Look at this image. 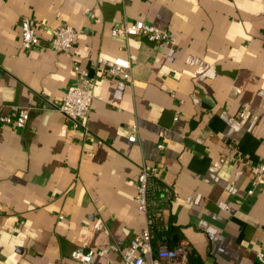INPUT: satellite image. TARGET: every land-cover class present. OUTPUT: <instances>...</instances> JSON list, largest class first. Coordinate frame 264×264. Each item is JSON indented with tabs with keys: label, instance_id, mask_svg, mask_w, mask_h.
I'll return each instance as SVG.
<instances>
[{
	"label": "crops",
	"instance_id": "obj_1",
	"mask_svg": "<svg viewBox=\"0 0 264 264\" xmlns=\"http://www.w3.org/2000/svg\"><path fill=\"white\" fill-rule=\"evenodd\" d=\"M25 16L43 44L75 27L72 56L24 48ZM137 19L169 38L112 34ZM263 36L264 0H0V116L30 111L24 127L0 122V264H85L79 247L90 264H125L147 226L143 165L176 191L157 195L143 264L181 243L189 264H259L264 186L248 190L264 163ZM118 57L131 69L112 75ZM76 62L95 80L79 127L58 109Z\"/></svg>",
	"mask_w": 264,
	"mask_h": 264
},
{
	"label": "built area",
	"instance_id": "obj_2",
	"mask_svg": "<svg viewBox=\"0 0 264 264\" xmlns=\"http://www.w3.org/2000/svg\"><path fill=\"white\" fill-rule=\"evenodd\" d=\"M112 34L122 37L142 35L155 42H162L169 38V32L166 29L148 23L144 19L116 25L112 29ZM21 37L22 45L26 49L49 48L72 56L77 38V30L68 23H59L53 27L49 43L43 44L37 25L30 17L25 16L21 19ZM114 64L108 68V72L112 75L117 73L118 67L131 69V60L129 58L118 57L115 59ZM74 72L78 76L77 81L67 87L58 109L70 119L75 127H79L84 125L87 113L92 107L95 80L77 62L74 63ZM124 76L127 79H132L128 71L125 72ZM29 117V109L22 108L15 116L1 115L0 122L24 127ZM129 138L131 141H134L136 136L133 134ZM159 148H163V144H160ZM251 173L252 178L251 186L248 190L249 193H253L255 189L264 186V163L252 165ZM156 174V167L143 165L138 175L136 202L138 209L148 216L147 226L143 233L134 237L129 246L123 251L125 264H143L144 256L152 252V228L155 224V215L152 213V209L157 206V195L165 196L169 201L176 197L173 185L161 182ZM191 250L192 247L188 243H181L174 247L168 244H161L157 249L156 260L157 262L167 264H189ZM94 254V249L86 250L82 247L74 249L71 253L75 260L85 264L92 263ZM256 255L259 264H264V248L258 250Z\"/></svg>",
	"mask_w": 264,
	"mask_h": 264
},
{
	"label": "trees",
	"instance_id": "obj_3",
	"mask_svg": "<svg viewBox=\"0 0 264 264\" xmlns=\"http://www.w3.org/2000/svg\"><path fill=\"white\" fill-rule=\"evenodd\" d=\"M156 227V226H155Z\"/></svg>",
	"mask_w": 264,
	"mask_h": 264
}]
</instances>
